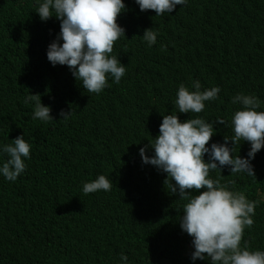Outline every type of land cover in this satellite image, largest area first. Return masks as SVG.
<instances>
[{
    "label": "trees",
    "instance_id": "trees-1",
    "mask_svg": "<svg viewBox=\"0 0 264 264\" xmlns=\"http://www.w3.org/2000/svg\"><path fill=\"white\" fill-rule=\"evenodd\" d=\"M36 7V0H0V128L19 129L12 130V137L22 132L23 138L33 143L22 178L13 182L0 176V202L8 206L47 193L54 202L62 204L76 196V185L87 176L105 173L113 182L112 189L95 193L92 198L97 202L111 200L115 208L80 218L52 245L39 241L33 250L21 252L16 264H117L121 253L127 256L128 264H208L199 259L193 262L192 250L186 251L179 227L186 201L170 189L162 190L155 166L142 163L138 154L140 147L153 140L149 123L126 114L112 98L110 88L92 95L81 87L67 66L53 67L49 61L42 62L48 44L59 33L53 30L59 20L53 16L40 22ZM192 9L196 19L210 28V37L216 38L212 55L217 56L206 58L193 68L192 59L186 62L183 80L168 78L171 96L155 98L147 79L162 72L141 71L133 77L139 64L133 53H138L144 43L145 29L151 28L160 35L175 12L164 16L138 13L133 26L125 32L126 38L118 42L117 54H110L127 66L126 76L118 85L128 93L133 90L150 104V123L154 128L158 116L173 109L179 85L191 90L192 74L212 75L229 93L224 101L228 126L214 125L216 139L231 138L230 118L241 107L231 103L232 97L237 93L254 95L260 101L257 110L264 111V0H188L191 19ZM123 20L128 27L133 22L128 15ZM229 22L233 30L224 31ZM46 29L49 34H45ZM29 94L40 95L41 103L50 106L53 120L32 118L33 103L23 102ZM61 110L70 112L67 120L59 115ZM42 127L47 129L42 132ZM239 144L233 155L246 157L249 143ZM146 155H152L150 147L146 148ZM251 163L254 176L225 175L217 169L210 177L219 178L221 185L245 194L250 201L256 199L253 224L245 227L241 244L247 241L250 250H264V195L258 196L264 194V146ZM159 196L165 202H158ZM30 214L0 221L4 234L0 264H8L4 247L16 253L18 244H28L23 228L31 225L32 217H51L54 211L38 204ZM92 217H97V221L91 222ZM49 229H35L34 239H41Z\"/></svg>",
    "mask_w": 264,
    "mask_h": 264
},
{
    "label": "clouds",
    "instance_id": "clouds-1",
    "mask_svg": "<svg viewBox=\"0 0 264 264\" xmlns=\"http://www.w3.org/2000/svg\"><path fill=\"white\" fill-rule=\"evenodd\" d=\"M36 3V17L40 22L53 16L59 20L53 27L59 33L48 44L42 62L49 61L53 67L67 66L75 80L81 82V87L92 95L110 88L112 98L126 114L149 123L153 140L146 147H140L138 154L142 163L155 166L162 179V190L170 189L172 194L186 201L179 227L186 241V251L192 250L190 259L193 262L206 260L208 264H264V250H250L247 241L241 244L245 227L253 224L257 201L248 200L245 194L221 185L219 178L210 177L217 169L223 170L225 175L254 176L251 160L264 146V111L257 110L260 107L258 98L242 93L232 97L231 103L241 106L230 118L232 136L216 139L214 125L228 126L224 101L229 93L214 76L192 74L191 90L181 82L173 109L160 114L154 128L150 123L153 114L150 104L133 90L128 93L118 85L126 76L127 66L121 58L110 54H117L118 42L126 38L125 32L133 26L138 13L164 16L175 12L160 35L151 28L145 29L144 43L138 53H133L139 62L133 77H138L141 71L146 74L162 72L160 76L147 79L155 98L171 96L168 78L174 76L183 80L186 62L192 59L193 68L196 63L217 56L212 55L216 50V38L210 37V28L196 19L193 9L190 18L188 0H36ZM127 15L133 19L129 27L123 20ZM231 23L223 30H233ZM45 34H49L48 29ZM23 102L33 103V119L53 120L50 106L41 103L40 95L29 94ZM59 115L67 120L70 112L61 110ZM46 129L42 127L40 131ZM12 130L19 131L0 128V176L14 182L17 177L22 178L33 143L25 140L22 132L12 137ZM243 141L250 145L246 157L233 155L235 145ZM149 147L150 156L146 155ZM76 187L79 188L76 196L65 199L62 204L54 202L47 193L8 206L0 202V221L4 222L18 219L22 213L30 214L38 204L54 211L51 217H32L31 225L23 228L28 244H18L16 253L4 247L8 264H16L21 252L33 250L41 240L48 246L56 243L80 218L114 210L111 200L97 202L92 198L95 193L112 189L113 182L107 174L89 175ZM260 195L264 194L258 193ZM160 201L164 199L159 196ZM97 219L92 217L90 221ZM46 227L49 231L36 241L34 230ZM3 239L0 231V244ZM120 260L117 264L129 262L123 253Z\"/></svg>",
    "mask_w": 264,
    "mask_h": 264
},
{
    "label": "bare ground",
    "instance_id": "bare-ground-1",
    "mask_svg": "<svg viewBox=\"0 0 264 264\" xmlns=\"http://www.w3.org/2000/svg\"><path fill=\"white\" fill-rule=\"evenodd\" d=\"M238 155H239V154H238ZM240 156H241V154H240ZM233 178H234V177H233ZM233 180H234V179H233ZM235 181H236V179H235ZM235 181H234V182H235ZM263 193H264V192H263ZM255 200H256V199H255Z\"/></svg>",
    "mask_w": 264,
    "mask_h": 264
}]
</instances>
